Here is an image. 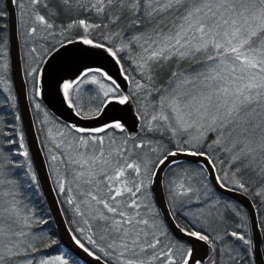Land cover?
<instances>
[{
    "label": "snow or ice",
    "instance_id": "1",
    "mask_svg": "<svg viewBox=\"0 0 264 264\" xmlns=\"http://www.w3.org/2000/svg\"><path fill=\"white\" fill-rule=\"evenodd\" d=\"M28 2L34 8L39 5L47 9L46 14L34 11L32 19L45 29H52L54 25L49 17L60 14L56 7H50L47 0ZM13 5L21 10L19 19L24 22L27 13L23 0H6V3L0 0V21L8 17ZM74 5L95 12L107 22L90 24L80 19L69 23L62 33L73 28H82L83 32H78L74 38L66 37V43L79 42L100 49L117 64L124 59L120 52L134 51V57L129 56V59L134 61L146 81L141 83L131 78L135 91L148 88V95L158 93L149 103L151 114L137 112V118L143 122L141 131L144 135L164 131L167 143L156 141L152 146V141L141 140L134 145L136 149L147 147L155 154L154 158L143 163L142 170L141 163L129 161L131 153L125 147L104 151L105 137L112 135L109 129L126 132L120 119L97 128L66 126L70 131L85 135L61 139L56 144L57 148L64 145L67 149L60 154L61 163L66 162L72 167L75 180L87 186L80 192L81 203L86 206L91 219L101 222L99 229L103 235L99 240L104 245L94 238L96 233L85 237L91 247L77 236L72 238L97 261L102 258L97 252L105 257L116 252L118 264H156L157 261L160 264H204V258H195L193 247L168 238L157 223L159 213L148 202L146 190L153 181L166 187L174 212L178 198H190V194H194L192 186L185 183L191 173L178 160L179 156L188 155L203 158L206 168L213 170L211 174L222 189L249 193V187L238 174L248 176L252 183L254 177L258 178L261 189L254 195L264 204V0H87L86 5L81 0H58L59 8L68 14ZM110 25L115 26L113 31L102 32L100 39L91 38L96 29H108ZM125 31L130 32L126 43L119 47L111 43ZM2 32L3 28H0ZM36 32V27L29 29V34ZM198 55L206 58L204 63L197 61L199 68L190 72L172 71L166 86L153 87L156 76L169 66V62L178 65ZM121 71L124 80L128 81L127 71ZM30 74L39 75V70L32 68ZM83 82L99 85L104 100L97 107L81 109L74 103L72 90ZM62 89L68 107L76 108L75 114L85 120L99 116L108 104H130L133 96L132 93L124 94L121 85L100 68L84 70L78 79L65 81ZM35 107L39 109L40 104ZM208 133L215 136L209 140ZM58 134L64 136L63 132ZM124 143L126 145L127 141ZM111 144L114 140H110ZM24 147L21 139L20 148ZM217 151L226 153L227 157L214 155ZM19 154L28 156L27 150ZM136 156L140 158L141 154L136 153ZM57 158L56 155L51 157L52 160ZM11 163L0 153V184L6 182V165ZM129 169L139 179L129 180L126 175ZM165 169L168 170L166 174ZM204 170L202 168L199 173L201 176ZM58 185L60 192L66 191L62 181ZM229 185L235 187L229 189ZM3 195L11 196V200L0 203V264H16V257L26 256L36 251V247L27 241L29 233L24 229L30 227V218L20 206L16 193L4 192ZM66 202L72 205L74 200L69 197ZM203 203L208 205V216L221 225V231L210 237L199 229L181 227L179 230L189 238L211 245V251L217 256L222 251L228 257V264H240L239 245L235 242L245 246V254L254 251L253 240L239 230L246 226L241 210L227 202L220 204L219 201L205 200ZM75 211L82 218L85 216L79 203L75 205ZM201 211H204L203 206ZM230 220L234 227L229 225ZM83 222L91 230L89 221L84 219ZM260 226L264 227V219H261ZM73 231L83 234L85 230ZM217 242L223 248H217ZM57 260L58 264H65L62 259ZM20 264H33V261L27 259ZM39 264L51 262L41 260ZM105 264H108L107 260ZM208 264L219 262L209 259Z\"/></svg>",
    "mask_w": 264,
    "mask_h": 264
},
{
    "label": "trees",
    "instance_id": "2",
    "mask_svg": "<svg viewBox=\"0 0 264 264\" xmlns=\"http://www.w3.org/2000/svg\"><path fill=\"white\" fill-rule=\"evenodd\" d=\"M4 2V0H3ZM50 7H56L57 11L60 13L57 16L49 17L53 25L59 26L63 25L64 23H71L73 21H78L80 19L85 20L86 22L90 24H101L103 25L106 23V19L103 17L97 16L95 12L87 10L84 7H80L78 5H74L73 10L70 14H65L64 16H61L62 10L58 6V0H47ZM24 5L26 4V0H23ZM81 3L87 4V0H81ZM26 7V5H25ZM17 9V16H18V27L20 25L24 26V22L21 23L19 16L21 10L19 8ZM36 9L40 10L41 13L42 7L37 5L35 8L31 5V10L34 13ZM45 9V8H44ZM26 13H29L27 9H24ZM47 11V9H45ZM61 18V19H60ZM6 18L3 21H0V28H3V32L0 33V45L3 47V51L0 52V153L4 155V157L12 161L13 163L6 165L4 179L5 183L0 184V203L6 200H11V196H4V192H15L16 198L21 202L20 206L24 209L25 212L29 214L30 218V227L26 228L30 232V238L27 240L31 243H33L36 247V251L29 252L26 256H20L16 257V264H20L21 261H26L27 259H31L33 261V264H37L40 260L43 259H54L55 257H62L65 258L66 262H69L70 264H79L73 257H71L69 254H67L64 250L61 249L59 240L57 237L56 229L54 226V223L52 221V218L48 212L47 206L45 204V201L42 197L35 172L31 163V160L29 158V154L26 157L23 155H20V152H23L24 150H27L26 143L24 140V135L22 132L20 120L18 117V110H17V104L15 100V95L13 92L12 84L10 81V75H9V67H8V56H7V26H6ZM32 25V24H31ZM115 26H109L108 29L100 28L96 29L93 34H91L92 39H100V35L102 32H106L104 30H107V32L113 31ZM128 32V31H125ZM130 33V32H129ZM72 37V36H70ZM129 36L125 37V42H127V38ZM20 39V34H19ZM50 41V39H48ZM66 40L62 41L61 43L65 42ZM106 42V41H105ZM59 43L58 45H60ZM56 46H52V51ZM20 46L22 48V42L20 39ZM22 53V52H21ZM120 56L124 57V59L121 61V66L124 70L127 71L130 78L133 76L132 71L129 69L127 65V60L125 59L124 53H119ZM23 60V55H22ZM199 61L200 63H203L202 57L196 56L195 58L188 60V61H181L178 65L172 64L169 62V66L165 67L163 72L159 73L155 78V84L153 87L159 88L161 86L167 85V80L171 74L172 71H183L188 72L191 71L193 68H199V64L197 63ZM140 80L144 83L146 82L142 76L140 77ZM27 81V93L31 94V112L32 117L35 124V129L37 132V136L43 151V155L45 158V161L47 163V167L51 176V180L54 186V189L57 194V198L59 200V204L61 206L63 215L65 217V220L74 234V236H77L81 239L83 243H85L86 246L91 247V245H88V243L85 242V240L76 232L73 231L75 229V226L73 222L69 218V211L66 209L64 205V201L62 197L59 194L58 187L54 181L53 178V165L51 162V159L48 155L47 149L45 147V137L41 133L40 129L38 128V120H39V113H43L47 120L51 122H58L62 123L64 125H67L66 123H63L59 119H57L55 116H53L46 107L42 104L39 98H34L35 96L34 92L37 88V80L36 78L31 81V87L30 84ZM148 91L150 89L145 88ZM91 88L89 85H85L80 87L79 92L77 94L72 95V99L74 103H77L81 109H88L86 106H90L91 104V96L95 91L92 89V92H90ZM32 91V92H31ZM77 95V96H76ZM158 93L152 92V98L156 97ZM38 104H40V108L37 109L35 107V100ZM101 100V99H100ZM30 103V100H29ZM101 103V102H100ZM99 103V104H100ZM77 109L75 108V111ZM43 111V112H42ZM69 126V125H68ZM75 132V131H74ZM109 132L119 140L126 149H131L133 151V156L129 157L131 160H136L137 162L143 160V156H147L149 154H152L154 158L153 153H151L148 148H142V149H136L134 148V145L141 140L144 141H152V146H155L156 141H161L164 143H167L166 136L167 133L164 131L156 132V133H150L148 135H144L142 131H140L139 134H136L134 137H128L125 132L121 133L120 131H114L109 129ZM77 137L80 135H85L83 133H75ZM97 136L104 137V133H96ZM111 138L105 137V140H108ZM23 140L24 148H20V141ZM125 140L127 141V144L125 145ZM8 141H12V143H9ZM136 153H140L141 157L137 158ZM215 154V153H214ZM222 157V156H220ZM183 167L185 169H188L191 175L185 180L186 184H190L192 188L194 189V194H190L189 197H182L178 198L175 201V210L173 212V202L168 200L169 191L166 187H163V192L165 199L167 201L168 208L170 210L171 216L173 217V220L175 223L181 228H185L188 230H202L205 231L207 234L210 235V237H214L217 232L221 231V225L218 221H214L212 217H209L207 214V208L208 205L204 204L203 202L205 200H214L219 201L220 204H223L225 202L230 203L234 205L235 207L239 208L241 210L242 215L245 218V227L239 229L240 231H243L246 233V235L251 238V232L249 228V222L247 218V214L245 210L237 203L227 199L225 196L218 194L214 188L212 187L211 183L209 182V179L207 177V174L205 171L203 172V175L201 176L199 173L202 170V167L191 162H181ZM168 172L166 170L165 174ZM33 177H35L33 179ZM238 177L241 178V181L246 184V186L249 187V193H245L253 202L258 222H259V228L262 233V252L264 256V227L260 226L261 219H264V204L261 203V200L259 197L254 195V192L259 191L261 189V183L259 182V179L254 177L255 182L252 183L249 181L248 176L244 175L243 173L238 174ZM129 180H132V177L129 178ZM7 181H11L12 183H7ZM229 187L234 188L235 186L229 185ZM204 191V193H200L199 190ZM148 195V202H151L153 208L159 213L158 209L156 208V205L153 201L151 190H150V184L147 188ZM242 192V191H241ZM186 198V199H185ZM188 198V199H187ZM183 201H187V203H183ZM201 206H203L204 211H201ZM238 219V218H237ZM159 223L161 228L168 234L169 239H173L174 237L168 230V228L165 226L160 214L158 217ZM229 225L231 227H234V222L232 220L229 221ZM175 239V238H174ZM177 240V239H176ZM239 245L237 248V252L240 254V264H254L253 261V255L245 254L244 248L245 246L242 243L235 242ZM186 245L189 247V245L186 243ZM209 256L204 261V264L208 262L209 259H216L218 260L219 264H228V257L224 255V253L221 251L220 255L217 256L215 252L211 251V245H209ZM217 248H223V245L219 242H217ZM93 251H96V249H93ZM98 255H100L104 261H108L109 264H117L112 259L105 257L102 253L97 252ZM236 253H233L235 255ZM54 257V258H53ZM159 263V261H157ZM156 262V263H157Z\"/></svg>",
    "mask_w": 264,
    "mask_h": 264
},
{
    "label": "water",
    "instance_id": "3",
    "mask_svg": "<svg viewBox=\"0 0 264 264\" xmlns=\"http://www.w3.org/2000/svg\"><path fill=\"white\" fill-rule=\"evenodd\" d=\"M4 3H6V0H4ZM6 22L9 75L17 104L18 117L27 152L42 197L54 223L60 247L80 264H105L103 259L97 261L95 256H89L85 253L72 238L74 234L68 227L59 204L32 117L21 64L18 16L17 9L14 5L9 8V15L6 18ZM62 44L64 45L63 47H61ZM88 68L103 69L121 85L124 94H129V81L124 80L121 65L117 64L107 53L79 42L73 44L63 42L50 52L40 68L37 80V89H39L38 98L52 115L70 126L76 125L84 128H97L115 119H120L125 125L128 137H134L139 132L138 125L140 121L137 118L133 101L126 105H119L117 103L108 104L99 116H94L87 120L78 117L75 114L74 107H68L67 101L63 96V83L78 79L80 74ZM178 160L180 163L191 162L201 166L205 169L204 171L214 190L218 194L239 204L245 210L249 222L251 239L254 242V251L252 252L254 264H264L262 233L259 228L257 212L252 200L239 190L220 188L214 176L211 174L213 170L206 168V162L203 158L181 155L178 157ZM229 189L232 188L229 187ZM150 190L159 214L172 236L177 240L187 243L189 247H193L195 258H204L205 261L209 256V244L203 241H197L194 238H189L179 230L180 227L171 216L164 196L163 187L159 182L153 181L150 183Z\"/></svg>",
    "mask_w": 264,
    "mask_h": 264
},
{
    "label": "rangeland",
    "instance_id": "4",
    "mask_svg": "<svg viewBox=\"0 0 264 264\" xmlns=\"http://www.w3.org/2000/svg\"><path fill=\"white\" fill-rule=\"evenodd\" d=\"M25 5H26V7L24 9H27L29 11V13H27V15L24 16V26L21 25V28H20V25H19L18 32L20 34V39L22 42V48L20 46V51L22 52L21 53V64H22L23 76H24V80H25V84H26V88H27L26 78L28 80V83L30 84V87H31V81L32 80H34L35 78H36V80H38V75L30 74V70L32 68H37L40 71V68H41L44 60L46 59V57L51 52L50 50H51L52 46H56L59 43H61L62 41L66 40V37L67 38H74L78 32L82 33L83 29L82 28H73L69 32L62 33V29H64L70 22L64 23L62 26L61 25H59V26L54 25V27L52 29H45L43 26L38 25L33 21V19H32L33 12L31 10V5L29 4L28 0H26ZM36 10H38V9H36ZM42 10H43L42 11L43 13H41L39 10L40 14H46L47 13V11H45V9L43 7H42ZM65 14H67V13L62 11L60 17L62 18V16H64ZM32 27L37 28V32L35 34H29V29ZM104 31L107 32V30H104ZM129 35H130L129 32H124V34L122 36L113 38L111 43L115 44L117 47H119L120 45L126 43L124 39L126 36H129ZM70 36H72V37H70ZM20 39H19V42H20ZM48 39H50V41H48ZM120 53H124L125 59L127 60V65L133 73V76H131V77L135 78V80L140 81L141 83H144L143 81L140 80L141 73L138 69H136V64L134 63L133 60L129 59V56L134 57V54H135L134 51L129 52L128 50H125L124 52H120ZM22 55H23V60H22ZM198 57H202L203 63L205 62L206 58L203 55H198ZM200 70H205V69H200ZM188 72H190V70ZM128 81H129V94L130 93L133 94L132 101L134 103L136 113L147 111L149 114H151L152 108L149 107V103H150V101H152L154 99V98H152V95L147 94L148 93L147 89H141L139 91H135V86L132 82V79L130 78ZM85 85H89V87L91 88V90H89L90 92H92V89L95 91V93H93L91 98H90L91 99L90 106L88 105L86 107L88 109L95 108L99 105V103L101 101L104 100V97L102 95V92H101L98 84H93L91 82L80 83L78 86L74 87V89L72 90V95L77 94V92H79L80 87L85 86ZM34 94H35V96H33V97L37 99L38 95L36 94V91L34 92ZM27 96H28V100H30L29 104L31 105V99H29V98H31V94L27 93ZM34 104L35 105L37 104L36 100H35ZM30 108H31V106H30ZM39 114L40 115H39V120H38L37 125H38V128L40 129L41 133L45 137V143L44 144H45V147L47 149L48 155H49L50 159L53 155H56L58 157L57 160L51 159V162L53 165V178H54V181H55L57 187H59L58 182L62 181L64 183V187H65L66 191L65 192H60L59 190L58 191H59V194L64 201V205H65L66 209L69 211V218L73 222L75 229L78 230L80 228H84L85 231L83 234H81L79 231H76V232L85 240L86 243H87V240L85 237L87 235H92L93 233H96L94 238L97 239L98 243H101V246H103L104 242L99 240V236L103 235V232H101L99 229V224L101 222L91 219V216L88 215V211L86 209V206L81 203L83 197L80 195V192H81V190L86 189L87 186L83 185L80 181L75 180L74 170L72 167H70L66 162L61 163L60 154H61V152L67 151L65 146L62 145L60 148L56 147V144L60 143L61 139L69 140L72 137H77L75 134L76 132L70 131L69 127H66L68 125H64V124L58 123V122H51V121L46 119V117L43 113H39ZM139 121H140V123L138 125L139 132L137 134L140 133L141 125L143 123L141 120H139ZM116 131H119V130H116ZM60 132L64 133L63 137H61L58 134ZM207 135H208L209 140L215 136L214 133H208ZM110 140H114V144L110 145ZM103 147H104V151L107 153L111 150V148H119V147H125V146L119 140L114 138L113 135H111V138H109L108 140H105ZM127 151L129 153H131V155L128 156V159H129V161H132L129 157L133 156L132 155L133 151L131 149H127ZM214 155H217L219 157L222 156L225 158L227 157V154L222 152V151H217V152H215ZM152 157H153L152 154H149L145 157L143 156V160L138 162V163H141L142 170H143V163L147 162L149 160V158H152ZM97 173H99V166H97ZM126 175H127L128 179L130 177H132V180L139 179L138 177H136V174L131 169L128 170ZM97 178L98 179L100 178L99 175L97 176ZM77 184H80L79 188L77 187ZM101 186H103V185H101ZM67 189H71V191H67ZM201 190L202 189H200L199 192L203 194L204 191H201ZM69 197L73 198V200H74V203L72 205H69L66 202ZM78 203L80 204V210L85 213V216L83 218L80 215H78L75 211V205ZM100 207H102V206H100ZM141 211L143 212L144 209H141ZM84 219H87L89 221V223L92 225L91 230H89L88 226L84 224V222H83ZM157 223L158 224L160 223L159 220H157ZM24 230L29 233V235L27 237V240H28L31 237L30 232L26 228ZM262 242H263V239H262ZM116 255H117V253L113 252V255L111 257H108V258L112 259L113 261H115L118 264V262L115 259ZM57 258L65 261V258L63 259L61 256L55 257L54 259L48 258V259H43V260H48L51 262V264H58ZM39 262L37 264H39ZM65 264H70V263L65 261ZM156 264H160V262L159 263L157 262ZM206 264H208V262Z\"/></svg>",
    "mask_w": 264,
    "mask_h": 264
}]
</instances>
